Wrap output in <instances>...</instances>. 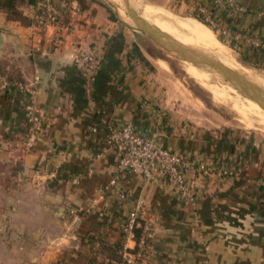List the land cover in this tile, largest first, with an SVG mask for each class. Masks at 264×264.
Listing matches in <instances>:
<instances>
[{"label":"crops","instance_id":"0c3cea01","mask_svg":"<svg viewBox=\"0 0 264 264\" xmlns=\"http://www.w3.org/2000/svg\"><path fill=\"white\" fill-rule=\"evenodd\" d=\"M66 1L72 35L0 11V64L24 80L0 95V264H109L104 250L134 211L155 228L142 264H264V134L207 126L167 65L147 58L148 68L135 55L137 31L116 0ZM137 1L198 8V0ZM237 1L228 10L200 0L203 15L264 64V0ZM120 2L126 12L131 0ZM23 11L33 17L36 8ZM78 50L96 51L95 72ZM125 124L186 156V194L118 170L112 134Z\"/></svg>","mask_w":264,"mask_h":264},{"label":"built area","instance_id":"2783aa9c","mask_svg":"<svg viewBox=\"0 0 264 264\" xmlns=\"http://www.w3.org/2000/svg\"><path fill=\"white\" fill-rule=\"evenodd\" d=\"M43 15L38 19L36 26L47 31L54 28L58 33L62 31L67 34H74L73 26L68 20L69 3L66 0H41ZM211 6L215 9L234 10L238 7L237 0H211ZM206 7L198 0L197 11L205 14ZM210 22H215V18L209 17ZM61 36V35H60ZM58 36V42L62 40ZM78 62L83 64L89 71L95 72L99 66V56L94 50H78L75 55ZM10 87L0 80V95ZM24 89L20 88L19 92L24 93ZM112 140L118 144L120 149V159L118 170L120 172H132L143 176L147 180H164L176 185L182 194H186L188 184L185 180V171L189 166V160L185 155L168 149L161 145L155 137L138 132L133 125L125 124L114 130ZM34 137L29 139V144L33 145ZM200 169L207 174L208 168L205 163L199 164ZM195 199L190 198L193 202ZM140 219L139 212H131L123 226L125 239L123 243L122 253L123 260L121 264H142L148 256L147 246L154 236V225L146 221L141 225L137 223ZM142 226L143 237L137 244L135 241L134 228ZM133 244V246H132ZM139 247L136 252L130 250ZM141 260V262H137Z\"/></svg>","mask_w":264,"mask_h":264},{"label":"rangeland","instance_id":"374dc122","mask_svg":"<svg viewBox=\"0 0 264 264\" xmlns=\"http://www.w3.org/2000/svg\"><path fill=\"white\" fill-rule=\"evenodd\" d=\"M115 2H117L118 6L122 7L123 9L122 12L119 11L120 13H118L122 21L130 28H132V30L137 31V37L135 38L137 43H135V45L138 46L139 53L141 52L143 58H145L144 59L145 61H142V64H144L149 68V63L147 62V60L149 59L153 63L158 62L156 65L159 67L163 65H167L166 68H168L173 73L174 76L172 77L175 79L177 85L180 88L185 87L194 96V100L196 101V104L199 107L194 106L192 107V109L196 114L200 115L201 120L207 126L212 128L218 127L227 130H239L242 132H257L259 134H264V127L259 126L260 122L257 119V116L253 114L254 111L249 110L248 112L249 114L247 113L248 117L246 118L245 121L250 123V125H252V126H248L249 124L243 123L244 120L239 115V113L234 109L235 104L232 102L233 100H238L239 104H242L245 107H249L248 103L253 102L257 104L264 111V108L262 107L264 106V86L258 79H256L255 77L254 78L252 77L253 78L252 79L251 77L248 76L251 80V83L254 84V87L250 88L244 86V84H241L235 80H230L228 78H225L217 74L210 68L202 69L200 67L195 66L194 64L190 63L185 58H183L182 56L174 54L173 52L166 49L167 46L166 48L163 47L161 44L150 38L147 34L140 31L136 26V24L134 23V21L132 20V18H130L128 14L124 11L123 8L124 5L120 2V0H116ZM130 4H131L130 6L134 10H136L138 17L142 19L148 26L154 28V30H158L164 36L172 40H175L174 37L169 36L168 34L159 30L154 25V23L148 20V17L146 15L144 16L148 21L142 17V14L144 12L143 9L145 7H153V6L144 4L143 2H138L137 0H131ZM153 8H157V10L161 9L171 15L174 14L187 18L189 17L192 18L193 17L192 14L198 12L197 10L195 11V9L192 10L186 9V10L178 11V10H171L169 8H158V7H153ZM161 17L167 22V24L171 23V25H173L172 19H170L167 16H161ZM205 20L208 23H210L214 28L213 30L209 27L210 30H212V32L216 35L217 39L219 40V37H222L226 41L225 43L222 42V44H224L225 46L229 47L232 50L234 54V58L238 64L253 69V71H255L259 75V77L264 78V64L255 63L251 59H249L250 60L249 63L244 62L243 59L247 55L244 54V52L240 49L231 48L228 45L229 43H231V39L226 36L227 34L225 32L224 33L221 32L219 27L215 25V22L211 23L210 22L211 19L205 17ZM162 26H164L165 28L167 27V29L175 31L168 25L163 24ZM160 38L166 40V38L164 37H160ZM185 46L194 50L192 47L188 45ZM185 64H189L191 66L193 65L194 67L200 70L206 71L210 75L211 84L216 85L220 91L225 89L231 101L229 103L225 102L224 99H222L223 98L222 96H221V100H216L215 97L209 91L201 87L193 78H191L187 74V67L185 66ZM170 71L168 72L169 74H171ZM235 71H240V70H235Z\"/></svg>","mask_w":264,"mask_h":264},{"label":"bare ground","instance_id":"6f19581e","mask_svg":"<svg viewBox=\"0 0 264 264\" xmlns=\"http://www.w3.org/2000/svg\"><path fill=\"white\" fill-rule=\"evenodd\" d=\"M144 12L142 14V17L145 18L144 15L148 17V20L154 23V25L161 30L162 32L168 34L169 36H172L175 38L176 41L188 45L196 51L199 55L207 56L212 58L213 60H217L227 68L233 69V70H240L245 75L249 77H255L258 79L262 85L264 86V78L259 77V75L253 71V69L244 67L240 64H238L234 58V54L232 50L222 44L216 37V35L210 30L208 26L201 23L197 19L182 17L174 14H168L165 11L153 8V7H145ZM145 13V14H144ZM154 15H161V16H167L170 19H172L173 25L167 24V22L161 17V16H154ZM166 17V18H167ZM147 20V21H148ZM171 22V21H170ZM163 24L168 25L173 30L167 29ZM187 67V74L193 78L201 87L205 88L207 91H209L216 100H221V96L223 97L225 102H230L231 99L227 94V91L222 90L220 91L216 85L211 84V78L210 75L204 71L200 70L193 65L185 64ZM252 78V79H253ZM232 98V97H231ZM234 105V109L239 113V115L244 120L243 123L249 124L246 122V118L248 117L247 113L249 110H253L257 119L259 120V126L264 127V111L255 103L249 102L248 106L245 107L242 104H239L238 100L232 101ZM226 104V103H225ZM251 113V112H250ZM249 114V113H248Z\"/></svg>","mask_w":264,"mask_h":264},{"label":"trees","instance_id":"16d2710c","mask_svg":"<svg viewBox=\"0 0 264 264\" xmlns=\"http://www.w3.org/2000/svg\"><path fill=\"white\" fill-rule=\"evenodd\" d=\"M26 7L36 8L35 15L33 17H29L25 15L23 9ZM0 11L6 14L8 20L19 22L22 26H26V27L36 25L38 19L43 15L41 0H0ZM192 16L201 23L205 24L206 26L214 30L212 25L205 20V16L203 14L195 12L192 14ZM219 40L221 41V43L226 42L222 37H219ZM228 45L233 49H240V47L235 42H231ZM134 53L141 62L145 61L144 60L145 58H143L141 52L139 53V48L137 45H134ZM243 61L246 63L250 62L249 58L247 57H244ZM10 66L11 65L9 64H4V63L0 64V80H2L3 77H5L4 83L7 86L21 87L24 80H22L20 74L15 70V68L13 66L11 67ZM145 222L146 221L142 220L141 218L137 220V223H140L141 225L145 224ZM134 233H135V241L138 244L143 237L142 226H136L134 228ZM124 239H125V233L123 232L122 229L121 240L117 244L105 248L104 253H108L111 256V260H110L111 263L109 264L122 263L123 260L122 248H123ZM148 248L149 245L147 246L146 244V249ZM137 250H139V247L135 246V248L131 249L130 251L134 253ZM101 251L103 252L102 249ZM137 262L140 263L141 260H137Z\"/></svg>","mask_w":264,"mask_h":264},{"label":"water","instance_id":"95a60500","mask_svg":"<svg viewBox=\"0 0 264 264\" xmlns=\"http://www.w3.org/2000/svg\"><path fill=\"white\" fill-rule=\"evenodd\" d=\"M126 12L130 18L134 21L138 29L145 34H147L150 38L154 41L161 44L163 47L167 48L169 51L182 56L190 63L194 64L197 67L202 69L210 68L217 74L228 78L230 80H235L241 84H244L246 87L253 88L254 84L251 83L250 78L245 75L243 72L235 71L233 69L227 68L220 62L213 60L210 57L202 56L196 53V51L188 48L187 46L183 45L182 43L172 40L166 36H164L158 30H154V28L148 26L142 19L138 17L136 10H134L129 4H126ZM160 37L166 38V40L161 39ZM264 108V106H262Z\"/></svg>","mask_w":264,"mask_h":264}]
</instances>
